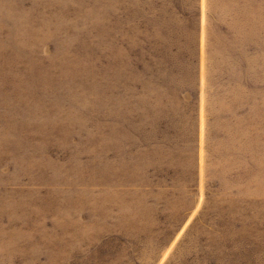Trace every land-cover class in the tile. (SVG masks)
I'll list each match as a JSON object with an SVG mask.
<instances>
[{
	"label": "rangeland",
	"instance_id": "rangeland-1",
	"mask_svg": "<svg viewBox=\"0 0 264 264\" xmlns=\"http://www.w3.org/2000/svg\"><path fill=\"white\" fill-rule=\"evenodd\" d=\"M0 264H264V0H0Z\"/></svg>",
	"mask_w": 264,
	"mask_h": 264
}]
</instances>
